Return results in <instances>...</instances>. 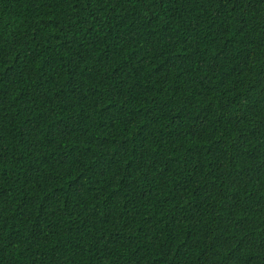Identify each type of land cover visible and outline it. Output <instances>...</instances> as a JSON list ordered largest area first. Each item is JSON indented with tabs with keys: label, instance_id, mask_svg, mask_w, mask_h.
Wrapping results in <instances>:
<instances>
[{
	"label": "trees",
	"instance_id": "1",
	"mask_svg": "<svg viewBox=\"0 0 264 264\" xmlns=\"http://www.w3.org/2000/svg\"><path fill=\"white\" fill-rule=\"evenodd\" d=\"M0 264H264V0H0Z\"/></svg>",
	"mask_w": 264,
	"mask_h": 264
}]
</instances>
